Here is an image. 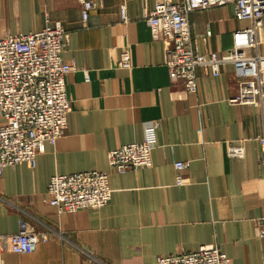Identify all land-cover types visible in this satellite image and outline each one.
Instances as JSON below:
<instances>
[{
    "label": "crops",
    "instance_id": "0c3cea01",
    "mask_svg": "<svg viewBox=\"0 0 264 264\" xmlns=\"http://www.w3.org/2000/svg\"><path fill=\"white\" fill-rule=\"evenodd\" d=\"M85 21L81 0H0V37L37 31L59 20L67 32L64 58L68 123L46 141L36 164L5 166L0 174V233L23 225L46 231L34 250H0V264H157L160 254L217 243L229 264H264V157L259 107L232 101L234 69L213 76L197 70V89L171 82L164 41L144 15L155 0H93ZM124 5L127 20L120 17ZM191 33L200 50L231 46L249 24L233 3L196 8ZM126 48L131 66L118 64ZM157 121L150 166L119 172L107 152L140 141L143 123ZM3 117L0 114V123ZM243 145L231 156L229 144ZM186 161L175 183L174 162ZM104 170L111 199L99 208L59 212L46 201L54 173Z\"/></svg>",
    "mask_w": 264,
    "mask_h": 264
},
{
    "label": "built area",
    "instance_id": "2783aa9c",
    "mask_svg": "<svg viewBox=\"0 0 264 264\" xmlns=\"http://www.w3.org/2000/svg\"><path fill=\"white\" fill-rule=\"evenodd\" d=\"M233 3L234 16L248 19L249 24L232 32L230 47L200 50L191 33L190 13L196 8ZM83 21L95 7L93 0H81ZM120 17L127 20L124 5ZM153 38L164 41V62L171 82L182 84L187 93L197 89V70L205 69L213 76L223 64L234 69L237 91L232 101L259 107L262 132L257 139L264 151V0H155L144 15ZM67 32L59 20L47 23L37 31L6 34L0 37V174L5 166L36 164L37 153L44 143L55 142L68 123L70 99L66 90V74L72 63L64 58ZM129 68L130 55L124 48L118 60ZM157 121L143 123V137L119 145L107 152L110 168L119 172L150 166L156 145ZM231 156H242L243 145L229 144ZM264 165V157L261 159ZM186 161L174 162L175 183L185 178L181 170ZM107 171L83 170L51 175L46 201L59 212L81 208H99L111 199ZM264 235V218L260 220ZM46 231L23 225L17 232L0 233V250L30 252L39 241L48 239ZM157 264H229V257L217 243L201 245L194 250L160 254Z\"/></svg>",
    "mask_w": 264,
    "mask_h": 264
}]
</instances>
